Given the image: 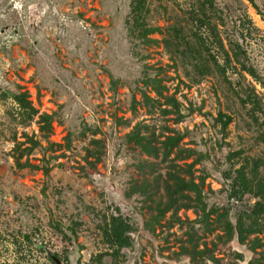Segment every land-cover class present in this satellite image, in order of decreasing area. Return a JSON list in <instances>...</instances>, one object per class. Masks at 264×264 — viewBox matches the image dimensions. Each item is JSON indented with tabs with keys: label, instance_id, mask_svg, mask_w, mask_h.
<instances>
[{
	"label": "rangeland",
	"instance_id": "1",
	"mask_svg": "<svg viewBox=\"0 0 264 264\" xmlns=\"http://www.w3.org/2000/svg\"><path fill=\"white\" fill-rule=\"evenodd\" d=\"M132 1L0 0V264H55L50 253H58L61 264H98L94 258L109 249L100 224L104 215L112 214L127 218L136 232L133 246L123 249V258L107 256L102 264H190L188 257L176 256L187 245L188 225L173 223L168 213L163 226L148 232L144 222L149 213L139 207L136 197L126 196L129 180L141 177L134 167L136 157L146 156L122 139L137 123L149 125L156 134L162 125L184 134L181 145L195 148L202 158L194 175L209 176L203 187L209 206L229 204L222 188L229 152L243 150L246 156L264 159V0H214L213 16L226 49L238 43L260 81L242 73L235 63L227 65L207 29L200 34L226 67L225 76L212 66L211 74L195 79L193 67L166 44L173 39L174 26L187 33L194 28L190 12L197 0H148L138 21ZM141 23L161 29L148 35L156 43L143 41ZM146 76L163 78L166 85L164 96L151 87L145 89L152 98L149 104L139 90ZM21 91L29 93L40 113H57L50 134L43 135L38 116L31 119L15 101ZM168 95L177 99L185 114L181 121L165 112L172 110ZM191 104L202 105L215 117L219 111L232 116L228 145L220 147L211 120L190 113ZM69 132L72 143L67 148ZM26 134L44 146L59 144L47 155L54 166L48 183L40 168H19L15 163L16 144L29 146ZM93 139L102 141L105 155L96 169L85 171L86 149L94 148ZM42 157L36 150L21 161L41 166ZM194 158L176 162L183 166ZM150 159L167 171L169 163ZM179 215L197 218L193 209H182ZM230 219L235 223L233 212ZM53 222L75 225L77 237L66 239ZM195 226L200 247L203 241L211 246L220 232L204 235L203 225ZM232 251L243 254L242 264L253 257L236 239L220 245L215 255L226 264Z\"/></svg>",
	"mask_w": 264,
	"mask_h": 264
},
{
	"label": "trees",
	"instance_id": "2",
	"mask_svg": "<svg viewBox=\"0 0 264 264\" xmlns=\"http://www.w3.org/2000/svg\"><path fill=\"white\" fill-rule=\"evenodd\" d=\"M252 3L253 0H250ZM148 0H133L131 11L134 19L138 21L142 14L147 10ZM215 14L214 0H197V5L190 12L194 28L190 33L179 26L171 28L173 39L165 40L168 46L173 48L175 55L183 62H188L195 71V79L204 78L212 73V66L222 75H226L224 68L215 55L211 54L207 38L200 31L208 30L213 35L220 53L224 57L227 65L235 63L240 67V71L250 75L254 80L260 81V76L256 69L248 64L246 52H244L238 43L230 44L226 49L222 39L217 33V26L213 20ZM141 36L148 45L156 43L157 40L149 38L148 35L160 32L158 27H150L144 23ZM191 34V36L189 35ZM143 87L141 90L144 102L149 104L152 98L145 89L151 87L157 95L164 96L166 85L163 84V78L146 76L142 79ZM243 89V88H242ZM244 93L251 100V93L248 89ZM172 110H165L166 113L177 115L176 121H181L185 116L179 110V104L174 96H165ZM0 96V102L2 101ZM15 101L20 108L27 113L28 117L34 119L38 116L37 123L39 130L43 135H48L53 131V122L56 112L47 113L40 111L33 105L30 95L27 91H21L15 95ZM245 103V102H244ZM137 101L133 100V108H136ZM190 113L199 112L213 123V129L219 136V145L222 148L228 145L226 139L229 136V126L233 122L231 115L219 111L215 117L211 112H204L203 106L190 105ZM219 125V126H218ZM161 130L156 134V130H150L149 125L137 123L134 128L126 133L122 139L125 144H133L132 149H139L138 154H144L145 157H136L134 167L139 171L140 178H131L129 180L126 196L129 199L135 198L136 203L141 209H146L149 216L145 218L144 227L148 232L155 233L156 226H163L162 221L166 219L167 214H171V221L181 226L187 224L190 229L187 231V245L182 246V250L177 252L176 256L188 257L190 264H221L223 258L215 255V250L220 245L229 244L237 240L240 245L253 254L247 264H264V159L253 158L244 155L243 150L229 152L226 157V168L222 172V188L227 195L229 204L219 208L217 205L209 206L206 195L204 194V184L208 174L194 175L193 168L195 164L202 161L200 154L195 148L184 147L181 142L184 134L175 128L166 125L161 126ZM29 146L21 148V143L15 146L14 159L19 168L35 167L40 168L48 183L51 179L53 165L51 158L47 157L48 152L59 144L48 142L43 145L41 140L35 136L29 137L26 134ZM66 147L69 148L72 143V132L65 137ZM94 148L86 149V165L83 169H96V165L103 160L105 155L104 146L100 139H93ZM39 150L43 154V164L41 166L33 165L26 160L21 161L25 155H30ZM17 153V155H16ZM195 157L192 162L185 163L183 166L176 160H186ZM150 158H161V162H167V171L163 172L160 168V162ZM238 161H241L239 167L235 168ZM199 179V180H197ZM212 191V190H211ZM214 193V191H212ZM193 209L196 214L195 220H189L188 217L182 219L179 215L180 210ZM235 215V223L231 221L230 214ZM144 215V214H143ZM215 216V217H213ZM202 224L204 235L220 231L216 240H211V246L207 241L199 246L198 231L195 224ZM52 225L66 239L71 240L72 235L77 237L76 226H64L61 222H53ZM78 225V223H77ZM100 229L104 243L109 246L108 251L98 254L94 259L96 263L102 264L107 256L113 257L119 261L124 257L123 249L133 246L132 233L136 228L127 218L122 215H104ZM71 233V234H70ZM49 258L55 264L56 259H60L58 253H50ZM244 256L242 253L232 251L228 255L226 264H242Z\"/></svg>",
	"mask_w": 264,
	"mask_h": 264
},
{
	"label": "water",
	"instance_id": "3",
	"mask_svg": "<svg viewBox=\"0 0 264 264\" xmlns=\"http://www.w3.org/2000/svg\"><path fill=\"white\" fill-rule=\"evenodd\" d=\"M56 263L57 264H61V260L58 258V259H56Z\"/></svg>",
	"mask_w": 264,
	"mask_h": 264
}]
</instances>
